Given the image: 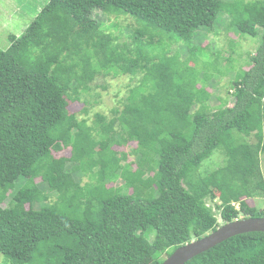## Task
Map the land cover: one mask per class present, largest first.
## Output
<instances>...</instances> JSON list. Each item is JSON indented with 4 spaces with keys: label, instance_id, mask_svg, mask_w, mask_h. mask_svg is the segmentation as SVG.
Masks as SVG:
<instances>
[{
    "label": "trees",
    "instance_id": "1",
    "mask_svg": "<svg viewBox=\"0 0 264 264\" xmlns=\"http://www.w3.org/2000/svg\"><path fill=\"white\" fill-rule=\"evenodd\" d=\"M222 11L236 42L262 37L225 88L232 105L209 84L235 66L214 78L186 65L195 33L216 32ZM120 16L142 24L134 48L113 33ZM9 38L0 48V264H161L226 222L264 216L250 202L264 193V0H49ZM225 42L213 45L225 51L221 64L233 61L235 41ZM118 73L139 78L111 117L98 112L89 124L70 111V100L82 101L88 114L83 95L96 77ZM131 142L134 169L114 148ZM216 150L225 163L202 170ZM186 264H264V232L232 236Z\"/></svg>",
    "mask_w": 264,
    "mask_h": 264
},
{
    "label": "rangeland",
    "instance_id": "2",
    "mask_svg": "<svg viewBox=\"0 0 264 264\" xmlns=\"http://www.w3.org/2000/svg\"><path fill=\"white\" fill-rule=\"evenodd\" d=\"M49 0H0V48L8 49L11 44L10 34L20 35L24 32L27 26L34 20L37 14L41 11V9L48 3ZM94 17L107 22V15L102 10H95ZM230 17L229 13L226 11H222L219 15V20L216 22V32H219L216 35V32H212L211 34H207V28H200V33H195L194 45L198 46L195 48V61L191 64L187 63L186 65L194 66L195 68H190L198 73L200 70L204 69L206 75L213 76L214 78L218 75H221L224 72L225 68L232 66V69L227 73V75H222V78H215L211 80L209 86H211V90L216 94L226 96L229 100L230 105L235 102V96L233 94L226 95V87H230V83L234 81L236 71L240 69L246 63V59L248 53L252 50H256L257 47L262 43L261 35L257 37H253L250 35H245V39L239 42H236L238 39L235 30L231 29L229 32L224 30L226 29V25L228 23V18ZM118 22L120 25L119 28H112L113 33L118 36V42L122 44H130V47H135L136 43L134 39L131 37L134 33L135 29L141 28L142 24L137 22L134 18L130 16H120L118 20H114V22ZM220 29V30H219ZM235 41L234 46V54L233 61L228 62L227 64H221L224 60H226L227 56L223 48L214 50L213 45L224 46L226 47V42ZM212 41V47L208 48L206 51L201 49V46L206 44L208 41ZM146 41H148L146 39ZM218 41V43H216ZM171 44V53L180 52V59H186L188 55V51L183 47V43H170ZM228 49V47H227ZM229 51V50H228ZM231 54V51H229ZM231 57V55H230ZM181 62V61H180ZM181 66H183V62H181ZM184 67H187V66ZM246 66V65H244ZM218 68L222 72H217ZM187 70V69H186ZM189 70V69H188ZM187 70V71H188ZM188 72V75L191 74ZM218 73V74H217ZM184 75V73H183ZM138 76H131L129 74L118 73L116 75L109 74L107 76L99 75L96 77L94 82L92 83V90L83 95L85 100H90L92 107L88 114H83L82 108L84 107V103L82 101L70 100L69 109L71 112H75L76 116L80 119L83 117H87L89 119V124H92L95 119L96 113H103L108 116H112V109L117 106H122L130 86H134L137 84ZM189 79V78H186ZM199 84H204V81H200ZM218 101L210 100V105L214 107ZM136 147L135 142L129 143L127 146H117L114 148L119 150H125L130 153L128 157L129 162H133V169L137 167V154L130 152ZM56 157H69L71 155V148H68L64 151H54ZM262 170L264 173V153L262 154ZM226 154L221 150H216L215 153L208 159H206L201 167L204 171H211L215 168L222 166L225 163ZM41 178H37V181H40ZM90 178L88 176H83V183L88 182ZM124 183L122 177L118 178L115 181V184L121 185ZM113 183H109L112 185ZM52 201L56 200V197L50 198ZM250 198L249 200H251ZM259 208L264 207V193L262 192L260 196L252 199L250 202ZM211 204V202H209ZM3 205H7L5 202ZM167 254L162 255V258L165 260ZM4 259V255H0V262Z\"/></svg>",
    "mask_w": 264,
    "mask_h": 264
},
{
    "label": "water",
    "instance_id": "3",
    "mask_svg": "<svg viewBox=\"0 0 264 264\" xmlns=\"http://www.w3.org/2000/svg\"><path fill=\"white\" fill-rule=\"evenodd\" d=\"M255 231L264 232V216L243 217L226 222L206 236L179 246L161 264H186L195 255L210 249L232 236Z\"/></svg>",
    "mask_w": 264,
    "mask_h": 264
}]
</instances>
